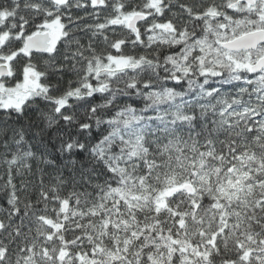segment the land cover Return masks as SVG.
<instances>
[{"label":"trees","instance_id":"1","mask_svg":"<svg viewBox=\"0 0 264 264\" xmlns=\"http://www.w3.org/2000/svg\"><path fill=\"white\" fill-rule=\"evenodd\" d=\"M236 1L0 0V264H264V71L239 62L264 44L221 47L264 9Z\"/></svg>","mask_w":264,"mask_h":264},{"label":"water","instance_id":"2","mask_svg":"<svg viewBox=\"0 0 264 264\" xmlns=\"http://www.w3.org/2000/svg\"><path fill=\"white\" fill-rule=\"evenodd\" d=\"M258 1H264V0H238L237 3L242 4H249V5H255ZM97 5L101 4V0H95ZM145 14L142 13H136L129 19V27L136 29V24L140 21L144 20ZM54 26H47V28H53ZM171 27H168L169 29ZM53 34H51L49 31L47 32H38L33 35H30L25 38L24 40V52L26 54L31 53H44L47 51H50L52 47V41H53ZM1 44V40H0ZM264 44V29L256 30L247 32L243 35H240L232 40L223 42L221 44V47L231 52H239V51H252L257 49L260 45ZM136 67V65H134ZM252 72L260 73L264 70V57H261L250 67ZM11 75L10 68L7 64L0 65V77H9ZM29 76L32 80L36 79V76L32 73H29ZM95 89V86H93L92 90ZM185 185H188V187H185ZM184 186L171 189L169 192L171 194L176 193L181 190H185L188 192H191V189L193 188L190 184H185ZM63 208L66 209L67 205L64 203ZM63 258V255L60 257Z\"/></svg>","mask_w":264,"mask_h":264},{"label":"rangeland","instance_id":"3","mask_svg":"<svg viewBox=\"0 0 264 264\" xmlns=\"http://www.w3.org/2000/svg\"><path fill=\"white\" fill-rule=\"evenodd\" d=\"M130 17L131 16H129L127 18H130ZM239 62H241V67L242 66H248L249 67V64H251L250 56L247 55L245 58V61H239ZM112 63H113L114 68H121V67L126 66L127 64L129 65V63H131V61L121 57V58H118L117 60L116 59L113 60ZM244 82H247V79H245ZM24 84H26L27 87H32L31 79L28 76L25 79V81L23 82V84L21 85V87H25ZM14 91L16 92L15 89L13 91H9L11 93V96H8V99H10L9 100L10 105H16L17 107H19L24 102L26 94L25 95H19V94L14 95ZM212 96H213V94H212ZM259 96L261 97V95H259ZM216 102H220V106H222V110H224V111L228 110L229 107L234 105L233 101H227V100H223V99H219Z\"/></svg>","mask_w":264,"mask_h":264},{"label":"flooded vegetation","instance_id":"4","mask_svg":"<svg viewBox=\"0 0 264 264\" xmlns=\"http://www.w3.org/2000/svg\"><path fill=\"white\" fill-rule=\"evenodd\" d=\"M91 1H94V0H91ZM238 1V0H237ZM236 1V5H246L247 7H250L251 9H255L259 14H261L263 12V9H264V1H258L255 5H249V4H245V3H242V4H239L237 3ZM95 2V1H94ZM213 16H218V14H215V13H211ZM133 15V14H132ZM131 15V16H132ZM131 18V17H130ZM128 18V19H130ZM139 23L136 24V26H138ZM53 25L54 27L53 28H47V26H51ZM166 24H162L161 27H163V30H167L169 31V29H167L166 26H164ZM166 27V28H165ZM259 30V29H258ZM49 31L53 37V41H52V47L54 46L55 44V41L61 36L62 34V25L60 23H57V22H53V23H49V24H45L44 27L42 28V31L40 32H47ZM256 50V49H255ZM239 52H246V51H239ZM253 63L249 64V68L251 67ZM127 66V65H126Z\"/></svg>","mask_w":264,"mask_h":264},{"label":"snow or ice","instance_id":"5","mask_svg":"<svg viewBox=\"0 0 264 264\" xmlns=\"http://www.w3.org/2000/svg\"><path fill=\"white\" fill-rule=\"evenodd\" d=\"M249 131H251V129H249ZM68 148H69V150H71V145H69ZM81 150H82V146H81ZM221 159H223V157H221ZM230 171H231V169H230ZM228 183H229V185L232 184V182L230 180ZM185 187H188V185H185ZM191 191H192V194L195 196L197 193V189L195 187H193L191 189ZM217 191H218L219 195L212 197V199H213V205L212 206L213 207H223L222 204H219V201L225 199L230 193L223 186L218 187ZM201 199H202V197H201ZM193 203L195 204V201H193ZM196 207H198V205H196ZM181 225H183V221H181Z\"/></svg>","mask_w":264,"mask_h":264}]
</instances>
